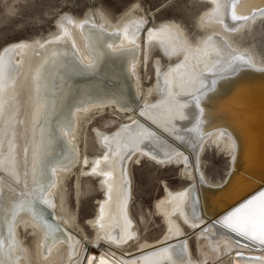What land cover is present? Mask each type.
Returning <instances> with one entry per match:
<instances>
[{
    "label": "bare ground",
    "instance_id": "6f19581e",
    "mask_svg": "<svg viewBox=\"0 0 264 264\" xmlns=\"http://www.w3.org/2000/svg\"><path fill=\"white\" fill-rule=\"evenodd\" d=\"M197 1L205 8L194 38L174 19L146 25L134 5L117 19L101 9L63 13L48 35L0 49V264H260L264 248L217 225L214 213L264 176V90L244 84L235 101L223 97L264 73L261 55L239 40L264 19V0ZM148 60L154 82L145 86ZM103 114L117 124L93 127L97 150L87 154L85 129ZM238 125L246 148L235 173ZM207 147L230 160L221 181L201 167ZM142 159L179 164L187 180L164 182L147 208L161 222L156 239L131 211L132 166ZM70 177L77 201L83 180H98L102 196L83 223L69 207Z\"/></svg>",
    "mask_w": 264,
    "mask_h": 264
},
{
    "label": "rangeland",
    "instance_id": "374dc122",
    "mask_svg": "<svg viewBox=\"0 0 264 264\" xmlns=\"http://www.w3.org/2000/svg\"><path fill=\"white\" fill-rule=\"evenodd\" d=\"M134 5H139L148 14L147 21L149 24L165 19H174L187 29L191 38L201 32L196 26V18L205 8V4L197 0H0V49L8 43L48 35L55 29L56 20L63 13L82 17L89 10L101 9L112 19H117L122 12ZM151 12L153 13L152 16ZM239 40L244 44H249L250 48L264 59V19L255 23V28L251 33L244 34ZM152 57H158L167 63L165 57L157 49L152 52ZM150 62L148 60L146 69L141 68L145 86H150L154 82L153 64ZM103 120L105 121L103 122ZM115 120H111L109 114H103L94 118L89 124H92L91 126L87 125L84 134L87 154L96 153L92 136L93 127L101 126V129L108 128L106 130H111L117 124L118 120ZM110 121L113 122L108 123ZM81 145L82 143H80V148ZM229 161L227 155H223L216 148L207 147L201 160V167L209 179L221 181L227 175ZM180 170L179 164L160 165L147 159H142V164L134 163L132 166L134 198L131 211L138 222L142 235L148 239H156L162 233L161 222L155 217L156 223H154V220L149 219L148 216L154 200L163 192L164 182L172 189L187 184V180L181 176ZM72 178L70 177L67 182L69 186L67 199L70 204L69 207L77 212L80 222L83 223L87 217L94 213L95 201L102 195L97 189L98 180L89 178L88 183L85 182V179L83 180L81 194L78 201L75 200V194L72 193ZM141 212L145 214L142 221L139 217ZM86 229L87 233L90 234L91 230ZM194 242H196L194 238H191L190 245L193 249V255L196 256V243Z\"/></svg>",
    "mask_w": 264,
    "mask_h": 264
},
{
    "label": "snow or ice",
    "instance_id": "6c2138e0",
    "mask_svg": "<svg viewBox=\"0 0 264 264\" xmlns=\"http://www.w3.org/2000/svg\"><path fill=\"white\" fill-rule=\"evenodd\" d=\"M215 223L227 229L229 233H235L247 240L257 242L264 248V192L240 203L238 207L226 212ZM235 255L241 256L242 254L235 253ZM259 259L260 264H264V257Z\"/></svg>",
    "mask_w": 264,
    "mask_h": 264
},
{
    "label": "water",
    "instance_id": "95a60500",
    "mask_svg": "<svg viewBox=\"0 0 264 264\" xmlns=\"http://www.w3.org/2000/svg\"><path fill=\"white\" fill-rule=\"evenodd\" d=\"M148 24V21L146 23V25ZM60 72V71H59ZM57 73L56 76H55V80H54V83L57 81V79L60 81V77L65 75L64 72L62 73ZM44 74V73H43ZM50 76L48 74H45L42 76V83H45L47 85V87L49 86L50 84ZM54 79V78H53ZM251 79V78H250ZM58 82V81H57ZM245 85H248V86H252V87H256V88H261L264 90V73L262 74H259L257 75L256 77H254L253 79L249 80V79H239V81L237 82V87L230 92L229 96L228 94L224 95L223 97L226 99V98H231V100L235 101L236 99H238L237 95L239 94L240 95V87H243ZM88 84H86V88H87ZM103 86H106V84H104ZM90 88H95L94 85H90ZM85 89V88H84ZM239 90V91H238ZM236 91H238L237 93H235ZM236 94V95H234ZM78 97L79 96V93L77 92L76 94ZM81 95V94H80ZM63 97V96H62ZM220 98V97H219ZM223 98V99H224ZM62 100V99H61ZM60 100V102H61ZM218 100V99H217ZM222 100V99H221ZM218 102V101H217ZM215 103V102H214ZM226 107V106H225ZM225 112L227 113V116L228 117H231L230 116V112L228 110V108H225ZM46 121V120H45ZM44 121V122H45ZM238 131L240 133V138L242 139L241 141V151H240V156L238 158V162L236 163L235 165V173H240L239 170L241 169V167L243 166V162H245V158H244V151H245V148H246V140H245V135L242 131V128L238 125ZM46 150H47V146H46ZM255 179V180H254ZM252 181L251 182V189H249L246 193H244L241 197L233 200V201H230L228 202L229 204H227L226 206L220 208L218 211H215L216 213H214V216H219V219L224 216L226 214V212L230 211L231 209L235 208V207H238L240 203H243L244 201L250 199L251 197L253 196H257L259 193L261 192H264V176L263 177H256V178H253L252 177ZM253 190H256L254 193H252L251 195L248 196L249 192H253ZM245 196V197H244ZM239 200V201H238ZM241 200V201H240ZM238 201V202H237ZM235 202H237L235 204ZM232 204H234L233 206H231ZM231 206V207H229ZM228 208V209H227ZM257 243V242H256ZM93 250V249H92ZM236 253V252H235ZM245 255V254H244ZM248 255V254H246ZM243 256V254L241 255Z\"/></svg>",
    "mask_w": 264,
    "mask_h": 264
}]
</instances>
